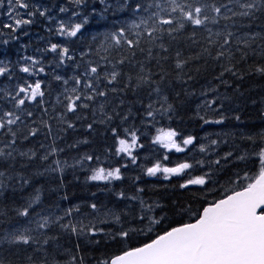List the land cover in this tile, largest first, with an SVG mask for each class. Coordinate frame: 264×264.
<instances>
[{"label": "trees", "instance_id": "16d2710c", "mask_svg": "<svg viewBox=\"0 0 264 264\" xmlns=\"http://www.w3.org/2000/svg\"><path fill=\"white\" fill-rule=\"evenodd\" d=\"M30 2L41 11L46 10L45 16L37 12L32 18V24L22 26L15 33L0 28V61L9 66V72L0 76V109L14 110L15 102L6 93L15 94L18 84L34 83L39 79L44 92L42 98L26 101L18 111L21 121L12 126L17 131L14 159L0 160V170L5 171L2 179L6 184L0 190V237L27 228L31 229V235L38 240L44 237L54 239H50L43 250L39 243H2L0 259L4 264H42L44 261L47 264H53L54 261L57 264H71L73 256L76 257V264H80L81 259L83 264H99L102 260H110L129 247L149 242L156 233L190 222L192 213L185 214L182 210L191 208L193 212L201 211L208 201L221 198L227 189L235 187L228 183L229 179H236L234 173L239 172L243 176L245 172L252 174L258 171V157L252 156L245 161L236 158L246 151H253L252 142L247 139L249 135L264 132V75L251 71L255 66L264 65V12L256 10L254 17H234L228 21L220 19L218 23H208L205 27L187 24L174 34L175 38L164 34L155 43L150 42L145 34L136 48L130 50L127 45H122L104 51L107 47L105 34L114 31L115 27H127L133 20L139 23L141 17L147 18L151 11L156 10L154 0H129L133 5L135 2H141L145 7L153 4L149 12L133 14L131 9H125L115 14L109 11L103 17L100 15L103 6L99 0H85L88 7H76L70 0ZM188 2L193 7L197 6V0ZM206 2L212 3L213 0ZM216 2L223 3L226 0ZM61 6L68 8V12H60ZM92 6L97 12L89 15ZM234 10L239 11L238 7H234ZM73 11H78L80 16L72 17ZM85 15H88L89 22L77 37L67 38L57 33L59 21L78 23ZM3 23L6 21L0 14V25ZM209 29L212 39L216 41L212 45L208 44ZM229 31L234 34L230 44L221 48L223 36ZM216 33H221V36L217 37ZM129 38L136 39L131 32ZM5 40L7 44L3 43ZM52 43L69 47L73 59L61 64L58 54L47 50ZM161 43L166 51L159 46ZM205 48H208L207 52ZM222 50L225 56L217 59V52ZM82 52L87 54L81 56ZM177 53L179 59L186 61L181 68L176 66ZM102 56L107 57V60H101ZM28 57L41 61L36 67L43 66L45 71L35 74L20 71L22 66L30 63ZM88 62L100 65V81L98 84L95 81L93 83L98 91H105L106 95L96 96L92 101H83L89 104L88 108L68 113L66 119L74 124V127L68 128L67 123L60 119V114L64 112L62 101L65 89L70 91L76 86L74 76L84 79L83 73ZM227 67L233 68L236 74L225 72ZM113 70L119 75L116 81L108 83L105 74ZM142 75H147L149 81L138 84V77ZM56 76L62 79L57 80ZM64 80L68 81L67 85ZM58 98L61 102H58ZM209 100L214 101L212 108L207 106ZM169 104L172 105L169 112L160 111ZM101 105L104 107L103 114L99 110ZM149 110L154 111V119L147 117ZM28 112L32 115L28 116ZM221 115L225 119L219 124H205L201 119L204 117L214 121ZM107 116H111V120H107ZM169 127L179 131L181 138L187 135L196 137L194 143L197 146L195 153L192 151L193 146H189L185 153L171 151L169 166L172 161L193 154L197 159L205 158L198 152V145L208 144L210 140H217L218 146L214 153L209 152L206 159L215 160L218 156L223 157L226 152L233 153L229 160L221 159V165L213 175V180L218 183L208 185L214 191L206 198L205 190L200 186H190L186 190L179 188L187 176H173L166 180L162 174L145 175V169L164 154V150L153 143L156 130ZM32 128L38 131L35 135H28ZM112 128H117L121 135L125 128L137 130L142 147L133 150L137 156L136 164L124 154L115 155ZM4 131L0 130V147L11 139L4 135ZM260 146L257 142L255 147L258 150ZM52 148L58 151L50 154ZM20 152L28 155L21 156ZM84 154L99 157L100 164L105 168L121 167V179L111 182L87 180L91 169L98 165L95 160L78 164L77 161ZM45 156L47 159H42ZM56 161L64 165L63 171L52 170L56 168ZM202 171H208V168H197L192 174L199 175ZM21 177L29 183L23 184ZM138 188L143 189V192L137 193ZM36 189L40 190V202L32 205L28 216H19L18 210L29 203ZM121 192L124 197L118 195ZM134 195H139L149 203L158 201L162 206L156 210L155 215L157 218L164 217L163 222L155 226L152 232L133 234L127 241H111L102 234L77 237L70 230L65 231L60 227L61 223H76L81 219L87 222L91 218L88 205L93 202L106 209L135 215L139 202L129 199ZM77 206L78 213L74 211L72 215L64 217L59 223L50 224L46 229L37 228V213L55 221L57 216H64L66 210ZM132 215L126 218L131 220ZM104 227L107 230L112 225Z\"/></svg>", "mask_w": 264, "mask_h": 264}, {"label": "snow or ice", "instance_id": "6c2138e0", "mask_svg": "<svg viewBox=\"0 0 264 264\" xmlns=\"http://www.w3.org/2000/svg\"><path fill=\"white\" fill-rule=\"evenodd\" d=\"M4 3L5 0H0V6ZM71 3L79 7L85 5V0H71ZM99 3L103 6L100 9L102 17L109 11L115 14L125 11V9H131L132 13L136 14L141 11L149 12V9L153 7L151 3L148 7H145L141 2H135L133 5L129 0H114L111 3L109 0H99ZM6 4L7 12L0 10V14L4 15L8 22L0 25V28L9 29L13 33L24 25L32 24L34 22L32 18L37 12L40 16L46 14V10L41 11L30 0H6ZM85 7H88V5H85ZM154 7L156 10L151 11L147 18L141 17L139 23L133 20L127 27H115L114 31L105 34L107 47L104 48V51L122 45H127L130 50L136 48L140 45L141 37L145 34L152 43L162 39L164 34L175 38L174 34L184 29L187 24L195 27H205L208 23H218L220 19L228 21L234 17H254L256 10L264 12V0H226L223 3H217L216 0H213L212 3H208L206 0H197V6L195 7L188 0H154ZM234 7H238L239 11L234 10ZM68 10L66 7H60L62 13L68 12ZM96 12L97 9L92 6L89 15ZM209 12L211 15H209ZM79 16L78 11L72 12V17ZM49 19L52 18L49 17ZM88 22V15H85L83 20L78 23L59 21L56 31L63 37H77ZM208 31V44H215L216 41L212 39L211 29ZM130 32L136 39L129 38ZM192 35L194 37L195 33ZM215 35L219 37L221 33ZM233 35L229 31L223 36L221 48L230 44ZM3 43L7 44L8 41L5 40ZM159 46L165 51L167 50L162 43ZM47 50L57 53L61 64L65 60L73 59V56L69 54L70 48L67 46L52 43ZM237 50L239 51V49ZM204 51L207 52L208 48H205ZM86 54L82 52L81 56ZM149 55H151V49H149ZM224 56L225 51L223 50L216 54L217 59ZM177 57L176 66L181 68L186 61L179 59V53H177ZM100 59L107 60V57L102 56ZM27 60L30 63L22 66L20 71L32 74L45 71L43 66L36 67L41 61L33 57H28ZM0 64L3 65L0 66V76H4L9 72V66L4 61H0ZM99 67L98 64L93 65L92 62H88V67L83 73L84 79L81 76H74L76 86L72 87L70 91L67 88L65 89L64 101H62L64 112L60 114V119L67 123L68 128L74 127V124L66 119L68 113H76L81 108H88L89 104L83 101H92L96 96L106 95L105 91H98L93 83L95 81V84H98L100 81ZM224 71L233 72V75L236 74L231 67L225 68ZM251 71L264 75V65L255 66ZM118 75L119 73L113 70L110 74L106 73L105 77L108 79V83H112L116 81ZM222 75L223 73H221ZM55 79L60 80L62 78L56 76ZM148 81L149 77L147 75L138 77V84L147 83ZM67 83L68 81L64 80V84L67 85ZM81 86L83 90H81ZM157 91L159 90L157 89ZM6 95L11 97L15 103L14 110L5 111L0 109V130H6L4 135L11 137L3 147H0V160L3 161H7L9 158L14 159L13 152L15 151L17 131L13 130L12 126L21 121V116L17 113L26 101H35L37 97L42 98L44 96L42 81L37 79L34 83L18 84L15 94L7 92ZM166 99L165 97V101ZM58 102H61L59 98ZM41 103H43V100H41ZM213 105L214 101H207L209 108H212ZM149 108H151V105ZM171 109L172 105L169 104L167 108H162L160 111L169 112ZM99 110L103 114V105L100 106ZM27 115L31 116L32 113L28 112ZM146 115L153 119L155 117L152 110L147 111ZM111 118V116L106 117L107 120H111ZM201 119L204 120L205 124H219L225 117L221 115L219 119L214 121L204 119V117H201ZM236 119L238 120L239 116ZM88 127L91 128L92 125L89 124ZM37 131L36 128H32L28 135H35ZM111 131L115 137V155L121 156V154H124L131 159L133 164H136L137 156L133 154V150L142 147L139 144L137 130L135 128H125L123 135L117 128H112ZM156 131L157 134L153 137V143L158 144L164 150V154L145 169V175L157 176V174H162L166 180L173 176H187L188 178L179 184L180 189L186 190L190 186H200L201 189L205 190V198L211 194L214 189L209 188L208 185L218 183L213 180L216 168L221 165V159L229 160L233 153L226 152L223 157L218 156L215 160L206 159L209 152L214 153L215 147L218 146L217 140H210L208 144L198 145V152L205 158L197 159L193 154L172 161L171 166H169V153L171 151L185 153L189 146H193L192 151L195 153L197 150L194 143L196 137L187 135L181 138V133L171 127L158 128ZM247 139L252 142L253 151H246L236 159L245 161L252 156L258 157L259 168L256 173L245 172L243 176L239 172L234 173L236 179H229L228 183L235 187L227 189L222 198L208 201L201 211L193 212L191 208L182 210L185 214L192 213L190 222L178 224L168 230L156 233L155 238L150 239L149 242L138 247H129L121 254L113 256L110 260H102L99 264H264V132L257 133L255 136L249 135ZM257 142L261 145L258 150L255 147ZM57 151L56 148H52L50 154H55ZM19 155L26 156L28 153L20 152ZM32 155H35V153H32ZM42 159L46 160L47 156L42 157ZM93 160L97 162L98 166L91 169V174L87 176V180L111 182L112 180L121 179V167L105 168L100 164V158L91 154H84L77 163L83 165L84 161L91 162ZM55 164L56 168L52 169L53 171H63L64 165L60 161H56ZM205 167L208 168V171H202L199 175L192 174L195 169ZM4 176L5 171L0 170V190L6 187L5 181L2 179ZM8 179H11V177H8ZM21 180L23 184L29 183L23 177H21ZM237 188L239 190H236ZM141 192H143V189L138 188L137 193ZM118 195L124 197L123 192ZM40 199V190L36 189L29 203L18 210L17 214L28 216L32 205L38 204ZM129 199L139 202V208L136 210L135 215L118 212L114 209H106L93 202L88 205L91 209V213L88 215L91 218L87 219V222L81 219L76 223H61L60 227L65 231L70 230L77 237H95L102 234L111 241H127L133 234L139 235L152 232L155 226L163 222L164 217L157 218L155 215L156 210L162 207L158 201L149 203L139 195L131 196ZM74 211L78 213L79 207L66 210L64 216H57L55 221L49 216H41L37 213L36 226L41 230L46 229L50 224L59 223L64 217L72 215ZM129 215H132L131 220L126 218ZM109 224L112 227L106 230L104 226ZM137 225L140 227H137ZM50 239L54 238L44 237L42 240H38L31 235V229L25 228L6 233L3 237H0V244L5 242L25 245L39 243L41 250H43V246L47 245ZM95 242L99 243V241ZM77 248H79V245H77ZM0 264H4L2 259H0ZM42 264H47V261L42 262ZM53 264H57V262L54 261ZM71 264H76L75 256L71 257ZM80 264H83L82 259Z\"/></svg>", "mask_w": 264, "mask_h": 264}, {"label": "rangeland", "instance_id": "374dc122", "mask_svg": "<svg viewBox=\"0 0 264 264\" xmlns=\"http://www.w3.org/2000/svg\"><path fill=\"white\" fill-rule=\"evenodd\" d=\"M0 10H2V12H7V4H6V0H5V3L1 6V9ZM3 16V18H4V20L6 21V22H8L7 21V18L4 16V15H2ZM122 253V252H121ZM116 255H118V254H116ZM115 256V255H114ZM113 257V256H112ZM111 257V258H112ZM110 258V259H111Z\"/></svg>", "mask_w": 264, "mask_h": 264}, {"label": "bare ground", "instance_id": "6f19581e", "mask_svg": "<svg viewBox=\"0 0 264 264\" xmlns=\"http://www.w3.org/2000/svg\"><path fill=\"white\" fill-rule=\"evenodd\" d=\"M31 1V0H30ZM44 1V0H43ZM55 1V0H54ZM68 1V0H67ZM71 1V0H70ZM58 2V1H57ZM45 3V2H44ZM51 4V3H50ZM54 6V5H53ZM36 29V28H35ZM123 252V251H122ZM120 254V253H119Z\"/></svg>", "mask_w": 264, "mask_h": 264}, {"label": "water", "instance_id": "95a60500", "mask_svg": "<svg viewBox=\"0 0 264 264\" xmlns=\"http://www.w3.org/2000/svg\"><path fill=\"white\" fill-rule=\"evenodd\" d=\"M239 190V189H238ZM222 198V197H221ZM202 210V209H201ZM177 226V225H176ZM173 227H175V226H173ZM155 238V237H154ZM153 239V238H152ZM140 246V245H139ZM121 254V253H120ZM119 255V254H118Z\"/></svg>", "mask_w": 264, "mask_h": 264}]
</instances>
